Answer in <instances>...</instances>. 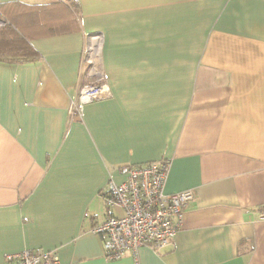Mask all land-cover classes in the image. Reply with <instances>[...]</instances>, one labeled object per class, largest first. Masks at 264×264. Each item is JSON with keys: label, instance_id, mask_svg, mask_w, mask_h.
<instances>
[{"label": "crops", "instance_id": "1", "mask_svg": "<svg viewBox=\"0 0 264 264\" xmlns=\"http://www.w3.org/2000/svg\"><path fill=\"white\" fill-rule=\"evenodd\" d=\"M62 1L75 28L34 32L38 57L0 62V264L56 250L62 264H135L92 232L125 165L168 161L192 190L182 226L140 264H264V0ZM74 1L75 5L72 4ZM89 45L112 96L71 117Z\"/></svg>", "mask_w": 264, "mask_h": 264}, {"label": "built area", "instance_id": "2", "mask_svg": "<svg viewBox=\"0 0 264 264\" xmlns=\"http://www.w3.org/2000/svg\"><path fill=\"white\" fill-rule=\"evenodd\" d=\"M5 22L0 20V26ZM99 49L89 45L83 60L87 80L72 97L69 114L81 117L82 108L90 103L112 96L104 70L100 65ZM170 164L168 161L125 165L118 168L124 177L116 183L111 176L102 191L107 210L119 208L122 216L108 214L104 221L92 228L94 234L104 237L103 255L116 261L130 254L140 264L139 250L149 247L154 252L166 248L180 230L187 205L195 199L192 190L169 195L165 192ZM259 218L264 221V209ZM6 264H62L56 250L40 248L7 254Z\"/></svg>", "mask_w": 264, "mask_h": 264}, {"label": "trees", "instance_id": "3", "mask_svg": "<svg viewBox=\"0 0 264 264\" xmlns=\"http://www.w3.org/2000/svg\"><path fill=\"white\" fill-rule=\"evenodd\" d=\"M72 4L75 5L74 1ZM16 7L20 8L18 11H11L10 15L8 11ZM0 14H6L9 20V23L0 29V62L22 63L31 59L34 61L38 53L30 43L31 34L68 33L76 24L70 6L62 1L34 5L8 2L0 5Z\"/></svg>", "mask_w": 264, "mask_h": 264}, {"label": "rangeland", "instance_id": "4", "mask_svg": "<svg viewBox=\"0 0 264 264\" xmlns=\"http://www.w3.org/2000/svg\"><path fill=\"white\" fill-rule=\"evenodd\" d=\"M18 8H20V7H16V8H14V9H12V10H9L8 13L10 14L11 11H18ZM3 15H4L5 17L2 16V15L0 14V20H1L2 22L4 21L5 24H6V23H9V20H8L7 15H6V14H3ZM10 15H11V14H10ZM4 27H5V25H4V26H0V29H1V28H4Z\"/></svg>", "mask_w": 264, "mask_h": 264}]
</instances>
